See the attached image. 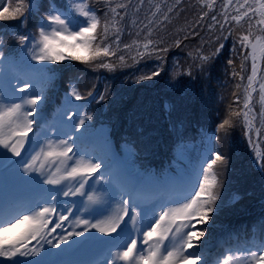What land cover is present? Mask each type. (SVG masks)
Masks as SVG:
<instances>
[{
    "label": "snow or ice",
    "instance_id": "1",
    "mask_svg": "<svg viewBox=\"0 0 264 264\" xmlns=\"http://www.w3.org/2000/svg\"><path fill=\"white\" fill-rule=\"evenodd\" d=\"M175 2L179 5L181 0ZM200 2L209 10L215 4V0ZM103 3V22L97 14L98 10L90 7L88 0H66L63 6L52 4L46 11L41 0H17L15 6L9 4L0 10V21L22 18L23 24L29 17L37 20V32L17 36L18 56L14 57L11 53L6 55L0 50V149L6 150L0 152V178L4 181L7 170L13 179L25 186L27 192L37 194V198L26 197L10 204L7 210L0 200V258L12 264H213L210 257L205 255L206 245L202 238L208 229L203 226L218 211V189L222 187L219 176L227 165L226 156L214 142L221 140L220 133L227 136L233 127L231 117H242L248 143L253 145V129L257 139L261 135L260 129L255 126L257 117L264 122V83H259V113L253 107V93L257 92L255 85L258 83L257 61H264V36L254 35L253 28L264 33V0H243L242 3L236 0L235 4L233 0H224L219 14L222 20L216 14L210 17L213 21L208 25L210 30L219 25L222 35L218 41L228 38L223 36L225 25H228V36H231L233 30L237 26L243 27L241 22H245L247 27L238 36L243 56L240 67L243 71L244 61L251 60V74L247 76L242 109L231 111L229 118L223 119L212 135L207 136L199 168L180 178L183 190L172 198L166 193L174 179L161 178L147 169L141 171L135 166V153L131 148L124 157H120L106 135L92 132V125L88 122L92 121L93 116L81 115L82 106L74 103L88 97L95 100L91 91L85 97L77 87H71L57 109L59 124H47L48 117L41 104L50 99L46 90L56 72L48 65L75 61L101 68H115V64L106 60L117 57V51H120V34L124 28L119 25L126 20L130 10H133V14L139 12L145 0H137L135 5L133 0H103ZM148 3L151 4V0ZM230 6L236 14H230ZM153 7L152 18L146 17L147 24H143L136 33L139 37L143 32V39L124 44V49L135 47L140 58L150 48L160 52L168 50L158 47L163 44L162 38H152L157 26L155 18L157 13H161L162 5L157 3ZM163 7L166 9L161 13L163 20L170 22L169 13L176 9L167 4ZM207 16L208 12H204L199 20ZM191 34L199 35L195 29ZM183 39L187 40L188 35ZM181 43V39L175 40L177 47ZM223 47V43H219L210 55L197 56L201 71L206 70L205 65L210 64ZM117 59L123 63L125 56L121 54ZM227 63L234 65V60L229 59ZM187 74L192 75L191 71ZM158 75L159 71H153L151 75L138 79L151 80ZM232 75L236 77L239 73L233 69ZM244 78L240 76L241 81ZM13 80L16 84H13ZM233 95L239 102L240 97L235 93ZM99 98L103 100L104 96ZM37 116H40L39 122ZM38 123L44 126L40 128V135L33 140L34 125ZM52 129L55 130L56 140H46L41 144L40 140L47 137ZM61 136L66 138L60 139ZM93 138L95 144L89 152L86 142ZM7 153L20 159L13 160ZM84 156L90 158L85 160ZM254 162L264 170V157L259 152L254 153ZM97 185L102 190L100 196L95 195ZM146 192L154 195L144 198ZM61 195L81 197L75 213L67 202L61 206ZM72 203L77 204L76 201ZM81 208L92 219L76 215ZM70 216L75 217L74 229L54 236ZM260 223L264 224V218ZM196 225L201 227L197 228ZM76 228L80 230L76 231ZM92 232L99 235L93 236ZM85 233L89 234V241L84 243L107 246L103 260L73 261L61 258L73 246L82 243L73 237H82ZM69 241L72 243L69 244ZM62 244L65 247L58 252L45 249V245L60 249ZM252 247L256 250L229 248L219 254L222 259H217L215 264H264V239L254 242ZM42 250L46 258L22 259L40 256Z\"/></svg>",
    "mask_w": 264,
    "mask_h": 264
},
{
    "label": "rangeland",
    "instance_id": "2",
    "mask_svg": "<svg viewBox=\"0 0 264 264\" xmlns=\"http://www.w3.org/2000/svg\"><path fill=\"white\" fill-rule=\"evenodd\" d=\"M16 2L17 0H0V10L9 6V4L15 6ZM114 2H118V0H114ZM223 2L224 0H215L213 9L209 10L201 4L200 0H181L179 5H176L175 0H151V4L148 3V0H145V4L141 7L139 12L133 14V10H130L126 20L119 25L124 28V31L120 34V51H117V57L123 54L125 56V61L121 63L117 57H111L108 58L106 62L115 64V69L129 70L125 78L130 81L131 89L135 86L131 81L132 77L136 82L139 81V84H141L140 86H142L140 96L144 100V106H153L154 102H156V104L159 103V105L156 106L159 113L156 116H149V119H152L150 120L152 123H144V127L148 129V131L142 140L137 138V142L132 138L131 133L134 134L136 130H144V128L139 125V113L133 110L134 104L130 102V105H128L130 106L129 108L123 110L127 106L123 107L120 115L117 114L116 117L112 116L114 118L112 119L113 121L115 119L119 122L124 121L121 122L123 125L122 130L128 133V141L130 144L122 142L120 143L121 147L118 148L121 154H124V149H126L124 156L127 154L128 149L131 148L136 157L144 156L148 157V159H153L157 157L160 150H168L170 146L172 157H177V160L180 162H186V167L184 166L180 169V171L182 170V175L186 176L188 174H184L183 172L192 173L195 169L199 168V159L207 145V136L210 135H206L204 132L203 135H199V139L187 142L183 141L181 144L175 145L174 141L177 136L173 135L175 128L184 127L183 131H189L192 128L188 126H195V124L198 123L197 121H202L207 125L213 123L217 126L223 119L229 118L231 111H239L242 109L247 76L251 74V60L244 61V70L241 71L240 66L243 56L240 53L238 36L240 32L244 31L247 25L245 22H241L243 27L237 26L233 30L231 36H228V25H225L223 36H227L228 38H221L218 41V37L222 35L219 30V25L211 30L208 28V25L213 23L210 19L213 14H216L218 19L222 20L219 14L222 11ZM240 2L242 3L243 0H240ZM65 3L66 0H41L44 11L52 4L63 6ZM88 3L90 7L98 10L97 14L101 17L103 22V10L105 8L103 0H88ZM136 3L137 0H133V4L135 5ZM157 3L162 5L161 13L166 11L163 7L164 4L176 9L173 13H169L170 22L164 21L161 13H157V17L155 18L157 26L153 31L152 38H162L163 44L158 45V47H166L168 50L166 52H160L158 50L152 51L150 48L145 56L140 58L137 56L135 47L130 50L124 49V44H132L133 41L143 39V32H141L139 37L136 33L143 27V24H147L148 19H146V17L152 18L151 12L155 10L153 6ZM235 3L236 0H233V4ZM204 12H208V16L203 20H199V17L203 15ZM229 12L233 15L236 14L231 6ZM21 19L15 21H0V50H3L6 55L9 53L14 57L19 55L17 52L19 48L17 40L18 35L37 32L36 18L29 17L23 24L21 23ZM15 23L17 25L16 28L13 26ZM193 29H195L199 35H192ZM253 33L254 35L264 36V33H260L255 27L253 28ZM185 35H188L187 40L183 39ZM176 39L182 40L179 47L175 45ZM219 43H223V49L213 58L210 64L205 65L206 70L201 71L197 56L210 55L219 46ZM113 50H115V46H113ZM140 50L143 51V48L141 47ZM133 57H135V59H133ZM229 59L234 60V65H229L227 63ZM218 63L220 64L218 73H214L218 67ZM68 66L82 67L83 71L86 69V76L83 77L84 82L78 78L79 81H81V86L79 83L74 85L75 82L70 81V79H68V81L62 79L65 74H68V70H66ZM48 67L56 69L52 82H57L55 85L51 82L49 85L52 87L49 85L47 86L46 95L49 96V98L59 93L61 90L66 92L71 87L75 86L82 96L87 97L88 92L91 91L93 96L96 97L95 100L99 101L100 90L96 87L97 83H105L106 93H108L107 85L109 84L106 76H109L110 73L106 68L98 67L95 64L86 65L75 61L65 62L63 64H50ZM233 69L239 73L236 77L232 75ZM153 71H159V75L153 77L151 80L138 79L143 75H151ZM189 71H191L192 75L187 74ZM104 74L105 76L103 77ZM240 76L245 77L243 81H241ZM212 77L213 80L211 83L214 85H211V83L208 84L207 81ZM258 79L259 83H264V61H262ZM259 83L257 85V92L253 93V107L256 113H259L261 108L259 103ZM238 84L240 85L239 88H237ZM87 85H90V87H87ZM154 85H158V87ZM102 89L103 91L101 93H105L103 85ZM233 93L240 97L239 102L236 101ZM161 94L170 99L169 102H167L166 111L162 103L157 100ZM114 97L116 101L119 100L116 94H114ZM203 98L208 99L210 103L209 107L207 108L203 105L198 113L199 116H196L192 113L196 107L194 103L198 99ZM62 100L63 103L64 99ZM98 101L93 103V108L90 113L84 112V114H91L93 116L92 121L88 123L92 125V132L94 134L97 133L98 130L104 129L101 127H109L112 125V122L107 120L105 114L102 112L105 106ZM172 101H175V104H173ZM74 103L78 104V101H74ZM140 104L141 103L138 101V105ZM144 112L147 111L144 109ZM168 115L173 116H171V119H167ZM231 119L233 127L229 129L227 136L220 133L221 140L217 141V148L226 156L227 165L219 176L220 183L223 187L218 189L220 199L217 201V205L220 209L218 211L220 212L213 213V219L210 220L207 225L203 226L208 229V233L202 238L206 245L205 254H207V251L211 250L214 244L220 242L218 237L213 239L215 234L217 235V232L221 231L225 225L237 221L240 222V220L253 218L259 220L257 225L260 228L256 229L254 233H256V237L260 236V241L264 239V225L260 223V218H264V170L259 169L254 162L255 152L260 151L259 153L264 157V122L257 117L255 126L260 129L261 135L257 139L255 136V129H253L251 135L254 144L250 145L248 143V136L245 134L246 129L242 117H231ZM171 120L183 121V124L175 123L173 126H170L169 122ZM99 122H102V124ZM58 124L59 121L57 125ZM99 124L101 125L96 127ZM153 126H155V128ZM165 126H167L166 130ZM65 130L67 131L68 129ZM104 130L105 132H100V135L109 137L107 134L108 130ZM161 134L166 136V140L160 136ZM114 139L116 138L114 137ZM110 142L113 145L111 140ZM162 142L165 143L162 145L157 144H161ZM87 143L91 148L94 146L95 140L92 139ZM195 158L197 159L194 160ZM154 161H158V159ZM175 165L179 166L177 162ZM175 171L177 175L180 174L178 168H176ZM172 175L173 174L170 176L172 177ZM228 221L231 222L227 223ZM200 227L199 225V228ZM230 232L231 230L222 232L225 238L222 239V241L227 245L235 241L234 232ZM231 238H234V240L232 241ZM255 240L259 242L258 238H255ZM252 244L253 241H243L240 243V248H250L252 250L254 249ZM213 252L217 251L214 250Z\"/></svg>",
    "mask_w": 264,
    "mask_h": 264
},
{
    "label": "trees",
    "instance_id": "3",
    "mask_svg": "<svg viewBox=\"0 0 264 264\" xmlns=\"http://www.w3.org/2000/svg\"><path fill=\"white\" fill-rule=\"evenodd\" d=\"M13 26L16 28L17 27L16 23ZM18 32H21V31H18ZM219 66H220V64L218 63V67L216 68L214 73H218ZM66 70H68V74H65V76L62 77V79H65L67 81H68V79H70V81H74L76 84L79 83L81 86V81H79V79L82 80V82H84L83 77L86 76V69L83 71L82 67L80 68V67H76V66H68V67H66ZM106 70L110 73L109 76H106V79H108V84H109V85H107L108 93H106V84L105 83L104 84H98L97 83L96 87L100 90L99 97L102 95V96H104V99L100 100V98H99V101L94 100L89 105V112L93 108V103L98 101L99 103L103 104L105 106V109L102 110V112H103V114H105V117L107 118V120L112 122V128L115 131L114 136L119 137V136H121V134H119L121 132V130H120L121 129V122H124V121L119 122L117 119H115L114 121L112 119H114L113 117H116L117 114L120 115L121 109L123 107L127 106L123 110L129 108L130 106H128V105H130V102H131L134 104L133 110L136 111L137 113H139V116H138L139 122H140L139 125L142 128H144V130L143 129H141V130L144 131V133L146 135L148 129H146L144 127V123L146 124V122H151L150 120H152V119H149V116L150 117L156 116L159 113V111L156 109V106H158L159 103L157 102L158 104H156V102H154L153 106H148V107L144 106V100L140 96V91H141L142 86H140L141 84H139V81L136 82L135 79L132 77L131 81L135 86L133 89H131L130 88V86H131L130 81L127 78H125V77H127V72L129 70H122V69L119 70V69H115V68H113V69L106 68ZM214 73H213V75H214ZM104 76H105V74L103 75V77ZM212 80H213V77L211 79H208L207 80L208 84H210ZM184 81H186V80H184ZM56 83H57L56 81L52 82L53 85H55ZM102 85L104 86L105 93H101L103 91ZM211 85H214V84L211 83ZM49 86L52 87L51 85H49ZM154 86L158 87V85H154ZM87 87H90V85H87ZM82 92H83V90H82ZM114 94H116L117 97L119 98L118 101L115 100ZM157 100L162 103L163 108L166 111V104H167V102H169L170 99L167 98V96L161 94V95H159ZM138 101L141 103L140 105H138ZM172 103L175 104V101H172ZM209 104L210 103H209L208 99H206V98L198 99L194 103V105L196 107L194 108V111H192V113L195 114L196 116H199L198 113L200 112L201 107L204 105L205 107L208 108ZM144 109L147 112H144ZM171 116H173V115H168L167 119H171ZM197 122L198 123H196L195 126H193V125L188 126V127L192 128L189 131H185V130L183 131L184 127L175 128V130L173 131V135H177L175 137V141H174L175 145L181 144L183 141L187 142L190 140L199 139L200 138L199 135H201V134L203 135L204 132L206 133V135H208V134L212 135V133L215 131V127H216L215 124L210 123L209 125H207L202 121H197ZM99 123H102V122H99ZM175 123H179L182 125L183 121L179 122L176 120H171L169 122V125L173 126ZM153 127L155 128V126H153ZM166 128H167V126H165V130H166ZM160 136L163 137L164 140H166V136H164L162 134ZM164 143L165 142H162L161 144H159V143H157V144L162 145ZM214 143L216 144V147H217V141H215ZM159 154H157V156ZM171 156L172 155H171L170 146H169L168 151L166 153H164V157L169 159V157H171ZM142 157H144V156H142ZM196 159L197 158H195L194 160H196ZM223 186H225V185H223ZM218 210H220V209L218 208ZM218 212H220V211H217V213ZM261 219L262 218H260V220ZM258 221L259 220H256V218H253V219H248V220H240V223L242 222V225L245 226V225H250L252 223H257ZM229 222H231V221H228L227 223H229ZM237 223H238V221H237ZM228 225H231V224H227L225 226H228Z\"/></svg>",
    "mask_w": 264,
    "mask_h": 264
},
{
    "label": "bare ground",
    "instance_id": "4",
    "mask_svg": "<svg viewBox=\"0 0 264 264\" xmlns=\"http://www.w3.org/2000/svg\"><path fill=\"white\" fill-rule=\"evenodd\" d=\"M5 70L6 67H5ZM13 84H16V81L13 80ZM167 105V104H166ZM70 116V114H68ZM74 119V118H73ZM100 132H105L104 129H100L97 131V133H95L96 135H100ZM40 135V130L39 132L35 133V136H32V134H30V136H32V139L35 140L37 136ZM132 138L137 142L138 138L139 140H142L145 136L144 131H142L141 129L137 130L134 134L131 133ZM135 135V136H134ZM60 139H65V138H60ZM46 140H56V136H55V130L52 129L50 134L45 137L42 138L40 140L41 144H44L46 142ZM37 151L39 150L38 148L36 149ZM75 150V149H74ZM159 150V149H158ZM168 150H160V154L156 157V159L158 160H165L168 161V158L164 157V153H166ZM0 152H6V150L4 149H0ZM8 156H10L13 160H19L20 157H15L12 156L11 153H7ZM85 160L89 159V156H84L83 157ZM148 158L147 157H141L140 158V162L142 165H145L147 162ZM7 163V162H5ZM71 163V161L69 162ZM101 171H103V169H101ZM183 177L181 174L179 175H173V177L171 179H174L175 182L173 184L170 185L168 194L175 192L176 196L179 195V193L183 190V183L180 182V178ZM97 191L95 192V195L100 196L102 194V190L99 188V186H96ZM145 196L144 198H151L154 194L153 193H144ZM37 198V194L34 192H27L25 189V186L18 183L15 179H13L7 170H5L4 172V181L2 178H0V200L3 201L4 205H5V210H7L8 206L10 204L19 202L22 198ZM81 197L79 196H69V197H64V196H60L59 197V201L61 202V205L63 202H69L70 204L68 205L69 207L72 208L73 212H76V208L78 206V202L80 201ZM86 199V198H85ZM76 201L77 204H73L72 202ZM76 215L81 216L82 218H86V219H92L90 216H87V214L84 212V210L81 208L80 212L76 213ZM74 219L75 217L70 216L68 221L64 222L63 224V228L62 229H57V232L54 233V236H58L61 232H63L64 234H66L68 231H72L74 229ZM264 225V224H263ZM197 228H199V225H196ZM262 228V227H261ZM263 229V228H262ZM76 231H79V228L75 229ZM92 235H99L95 232H92ZM49 239H52V237H49ZM74 240H78L80 242H82L81 244L75 245L73 246V248L70 250L69 253L65 254L64 256H62L61 258L63 259H70V257L77 252L80 256V261H98V260H103L104 258V253L106 250L107 246H97L95 243L93 242H87L84 243L86 241H89V234L85 233L84 236L82 237H73ZM103 239L107 240V237H103ZM54 243L56 242L55 240L53 241ZM72 242L69 241V244H71ZM33 244H35V242H33ZM65 245H61L60 249H56V248H51V246L49 245H45V249H50L52 252H58L61 251L62 249H64ZM214 250H218V248L214 247ZM252 250H256L255 248ZM189 251H192V249H190ZM247 255H250V253H247ZM219 254L216 255V258L213 260V264H215V261L218 259ZM41 258H46L45 252L42 250L40 253V256H30V257H25L22 258L25 261L28 260H33V259H41ZM219 259H222V257H220ZM0 264H12L11 261H7L4 258H0Z\"/></svg>",
    "mask_w": 264,
    "mask_h": 264
},
{
    "label": "water",
    "instance_id": "5",
    "mask_svg": "<svg viewBox=\"0 0 264 264\" xmlns=\"http://www.w3.org/2000/svg\"><path fill=\"white\" fill-rule=\"evenodd\" d=\"M257 63H258V68H259V71H258V76H259V73H260V70H261V66H262V61H257ZM258 76H257V81H259ZM258 83H259V82H258ZM258 83L255 85L256 88H257ZM255 136H256V135H255ZM259 152H260V151H259ZM259 169H260V168H259Z\"/></svg>",
    "mask_w": 264,
    "mask_h": 264
},
{
    "label": "flooded vegetation",
    "instance_id": "6",
    "mask_svg": "<svg viewBox=\"0 0 264 264\" xmlns=\"http://www.w3.org/2000/svg\"><path fill=\"white\" fill-rule=\"evenodd\" d=\"M260 150V149H259Z\"/></svg>",
    "mask_w": 264,
    "mask_h": 264
}]
</instances>
